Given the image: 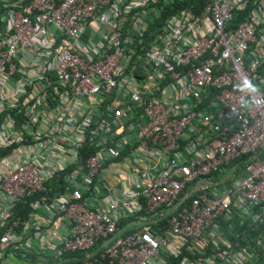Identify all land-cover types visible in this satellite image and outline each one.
Here are the masks:
<instances>
[{"label":"built area","instance_id":"1","mask_svg":"<svg viewBox=\"0 0 264 264\" xmlns=\"http://www.w3.org/2000/svg\"><path fill=\"white\" fill-rule=\"evenodd\" d=\"M185 1L0 0V264H264V0Z\"/></svg>","mask_w":264,"mask_h":264},{"label":"trees","instance_id":"2","mask_svg":"<svg viewBox=\"0 0 264 264\" xmlns=\"http://www.w3.org/2000/svg\"><path fill=\"white\" fill-rule=\"evenodd\" d=\"M207 1L208 0H186L183 5L185 6L192 5L194 9H202L207 4ZM235 20H237V17H235ZM247 161H248L247 156H241L237 159H234L226 166L227 169H232V178H237L242 174L244 166L247 163ZM35 198L36 197L26 199L24 203L18 205L15 209H13V214H14L13 216L14 217L18 216L21 219L27 218L28 213L30 212V203ZM153 228H155L154 230L158 229L157 226H154ZM67 256L68 258L75 257L76 260H78L80 254L74 252V253L67 254ZM182 256L187 257V254L182 253ZM68 264H73V261L68 262Z\"/></svg>","mask_w":264,"mask_h":264},{"label":"clouds","instance_id":"3","mask_svg":"<svg viewBox=\"0 0 264 264\" xmlns=\"http://www.w3.org/2000/svg\"><path fill=\"white\" fill-rule=\"evenodd\" d=\"M244 87L252 94H257L259 91L258 88L247 79L244 81ZM256 103H259V101H256ZM244 106L247 107L248 104H245Z\"/></svg>","mask_w":264,"mask_h":264},{"label":"crops","instance_id":"4","mask_svg":"<svg viewBox=\"0 0 264 264\" xmlns=\"http://www.w3.org/2000/svg\"><path fill=\"white\" fill-rule=\"evenodd\" d=\"M120 223L123 225V224H125L126 222L125 221H120ZM129 229H131V228H129ZM128 230V229H127ZM29 258V257H28Z\"/></svg>","mask_w":264,"mask_h":264},{"label":"rangeland","instance_id":"5","mask_svg":"<svg viewBox=\"0 0 264 264\" xmlns=\"http://www.w3.org/2000/svg\"><path fill=\"white\" fill-rule=\"evenodd\" d=\"M224 230H226V228H224Z\"/></svg>","mask_w":264,"mask_h":264}]
</instances>
